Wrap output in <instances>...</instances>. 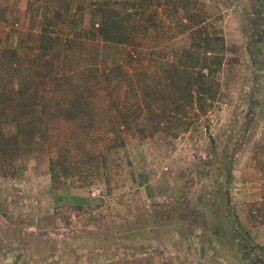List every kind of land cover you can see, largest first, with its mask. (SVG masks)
<instances>
[{
	"label": "rangeland",
	"instance_id": "1",
	"mask_svg": "<svg viewBox=\"0 0 264 264\" xmlns=\"http://www.w3.org/2000/svg\"><path fill=\"white\" fill-rule=\"evenodd\" d=\"M95 1L0 0L5 90L21 84L1 64L8 48L34 73L78 70L73 43L91 37ZM198 1L224 38L212 106L173 90L188 35L139 53L101 48L97 68L125 67L143 114L117 130L118 148L87 181L53 190L42 150L0 175V264H264V0Z\"/></svg>",
	"mask_w": 264,
	"mask_h": 264
},
{
	"label": "trees",
	"instance_id": "2",
	"mask_svg": "<svg viewBox=\"0 0 264 264\" xmlns=\"http://www.w3.org/2000/svg\"><path fill=\"white\" fill-rule=\"evenodd\" d=\"M91 5L90 33L104 44L153 50L188 35L190 44L173 66L178 77L173 90L180 100L187 95L197 110L212 106L225 46L221 34L212 27L213 32L208 31L203 3L101 0ZM9 57L7 53L1 64H6L21 84L6 91L0 76V175L6 177L18 158L39 150L47 152L53 190L61 178L87 181L94 171L106 168L107 155L118 148L117 130L129 127L143 114L137 95L133 96L134 87L127 85L125 67L117 64L102 72L89 66L53 75L26 70L19 56L15 62ZM5 103L10 105L8 113L3 110ZM110 107L118 121L108 113ZM155 118L159 115L148 120ZM108 133L115 137L111 139ZM97 184L89 181L90 186Z\"/></svg>",
	"mask_w": 264,
	"mask_h": 264
},
{
	"label": "crops",
	"instance_id": "3",
	"mask_svg": "<svg viewBox=\"0 0 264 264\" xmlns=\"http://www.w3.org/2000/svg\"><path fill=\"white\" fill-rule=\"evenodd\" d=\"M34 32L36 33L37 31H31V34L34 35L35 34ZM5 37L3 38L1 43L8 42V41L5 40ZM7 37H9V36H7ZM23 38L24 37L22 35L18 38L19 39L18 40L19 45H20V43H22ZM41 40H42V38H38V36H37L38 44L41 42ZM29 42L31 43V41H29ZM29 42H28V44H29ZM77 42H78V44L83 46L82 53L81 54L79 52L77 53V55L80 56V61H79V63H77V68H78V66H79V68H84V67H89V66L98 67V62H99V59H100L99 50L101 48L107 46L108 44H106V43L104 44L98 38V36L93 37L92 35H91V37L81 36V39L76 41V42H74L73 44H77ZM139 50H141V49H135V51H137V53L140 52ZM7 52L10 54L9 59L12 57V59H10V60L15 62V61H17L18 56H20L22 51H21L20 48H18V49H15V48L14 49H12V48L9 49L8 48ZM70 72H72V71H70ZM70 72H68V73H70ZM43 151H45V150H43Z\"/></svg>",
	"mask_w": 264,
	"mask_h": 264
}]
</instances>
